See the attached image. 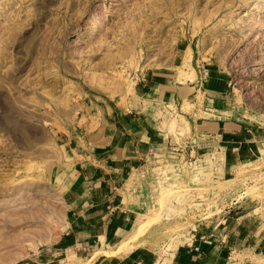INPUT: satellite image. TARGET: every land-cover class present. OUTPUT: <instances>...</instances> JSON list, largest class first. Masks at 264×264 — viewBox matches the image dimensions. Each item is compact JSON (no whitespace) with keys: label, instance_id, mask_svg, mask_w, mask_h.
Here are the masks:
<instances>
[{"label":"rangeland","instance_id":"1","mask_svg":"<svg viewBox=\"0 0 264 264\" xmlns=\"http://www.w3.org/2000/svg\"><path fill=\"white\" fill-rule=\"evenodd\" d=\"M164 87L178 98H161ZM138 106L157 144L140 168L148 201L130 248L142 237L168 251L193 224L243 209L241 257L264 264V155L201 165L218 151L191 127L264 128V0H0V264L108 261L101 245H64L66 191L79 154Z\"/></svg>","mask_w":264,"mask_h":264},{"label":"crops","instance_id":"2","mask_svg":"<svg viewBox=\"0 0 264 264\" xmlns=\"http://www.w3.org/2000/svg\"><path fill=\"white\" fill-rule=\"evenodd\" d=\"M140 80L144 88L148 79L142 76ZM222 89L203 92L222 93L225 87ZM144 95L140 98L146 100ZM165 95L178 98L177 90L169 91L167 87L162 89L160 97ZM138 108V115L124 111L117 120L113 116V122L106 124L108 127L101 133L100 144L88 145L91 147L88 154H79L81 162H76L74 177L66 191L68 221L62 238L66 248L85 252L99 247L100 243L115 245L128 235L136 216L146 209L148 183L143 181L145 172L140 168L147 160V153L156 147L157 139L147 112L142 106ZM201 109L218 112L205 105ZM198 123L194 122L192 129L212 138L209 141L223 154L225 167L264 155V128L255 129L243 121L215 117H204L203 125ZM234 213L235 218L228 224L226 218L215 221L218 217L193 224L181 243L168 251L145 244L140 237L130 251L109 257L105 264H251L247 257H241L244 249L240 247L249 234L252 236V231L245 224L243 209ZM236 250L240 251L235 257L232 254Z\"/></svg>","mask_w":264,"mask_h":264},{"label":"bare ground","instance_id":"3","mask_svg":"<svg viewBox=\"0 0 264 264\" xmlns=\"http://www.w3.org/2000/svg\"><path fill=\"white\" fill-rule=\"evenodd\" d=\"M187 52L189 53L190 51L188 50ZM181 61H182V63H181L182 71L185 69H188V70L191 69L189 72L192 73V75H194V70L191 67L190 62H189V56H185ZM182 71H180L179 73L181 74ZM222 158H223V154L215 152L212 154V156H208L207 158H205V160H203V162H198V163H201V165L213 166L217 163H220L222 161ZM196 163L197 162H195V161L192 162V164H196ZM142 222L143 221H142L141 217L140 218L138 217L136 219V221L134 222V224H133L131 230L129 231L128 235L124 239L117 242L115 245H107L105 243H100L102 247H100L98 250H96L95 255L100 253V252H102V253L105 252L104 254H106V256H114V255H119V254H123V253L130 251L131 250L130 247L132 246V244L134 242L133 240L135 239V236L138 233ZM167 261H168V258H167ZM169 261H170V259H169Z\"/></svg>","mask_w":264,"mask_h":264}]
</instances>
